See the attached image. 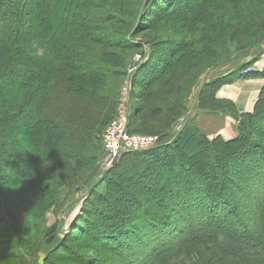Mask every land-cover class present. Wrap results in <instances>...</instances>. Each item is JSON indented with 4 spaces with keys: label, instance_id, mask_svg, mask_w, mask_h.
<instances>
[{
    "label": "trees",
    "instance_id": "trees-1",
    "mask_svg": "<svg viewBox=\"0 0 264 264\" xmlns=\"http://www.w3.org/2000/svg\"><path fill=\"white\" fill-rule=\"evenodd\" d=\"M207 1L149 4L161 8L156 19L198 29L206 21ZM253 1L248 4L255 9L263 5V0ZM112 13L105 0H0V151L6 152L0 154V179L25 193L28 188L39 191H31L29 198L39 208L24 221L9 203L10 190L0 184V259L35 258L39 251L41 246L32 248L24 223L35 231L29 220L44 213L39 199L50 185L45 171L76 169L103 157L101 135L116 109V89L106 102L111 113L90 90L126 74L131 56L100 52L97 46L138 48L110 28ZM263 41L264 32L258 33L214 65L236 54L241 59L251 50L256 54L238 63L237 70L203 83L202 111L239 118L234 103L217 92L240 77L264 78V71L243 73L260 56L256 47ZM149 43L134 83L142 100L153 106L149 117L164 118L168 126L157 132L158 145L123 152L109 170L116 179L124 174L134 190L124 197L110 192L86 200L71 234L91 240L89 251L59 241L44 264H56L57 258L73 264H264V87L254 111L237 120L234 138H210L195 120L176 132V122L190 108L186 95H176L184 79L192 78L191 89L209 73L184 72L179 61L191 48L206 49L207 44L194 38ZM171 79L168 95L153 89ZM134 111L130 128L143 107ZM16 138L26 139L20 148L26 153L15 151Z\"/></svg>",
    "mask_w": 264,
    "mask_h": 264
},
{
    "label": "rangeland",
    "instance_id": "rangeland-1",
    "mask_svg": "<svg viewBox=\"0 0 264 264\" xmlns=\"http://www.w3.org/2000/svg\"><path fill=\"white\" fill-rule=\"evenodd\" d=\"M105 1L114 13H112L114 15V22L110 23V28L116 31L119 39L122 37L128 38L130 42H136L134 45H137L138 48L121 50L110 46H97V49L100 52L105 50L121 51V53L125 55V58L129 55L131 56L129 63L127 61L128 64L125 67L126 74L113 77L109 82V86L96 87L90 90L95 93L93 98L100 101V104H103L106 103L108 99L109 101L112 99L114 95L113 89H116V109L113 111V115L109 116L110 118L108 122L105 121L106 125L101 135V142L103 144L102 148H104L103 136L106 130L119 117L123 99L127 100L129 103L130 115L135 112V106H140L141 108L143 107L142 113L135 114L132 128L128 126L130 133L154 137L157 139V143H159L160 135L157 134V132L167 128L168 126V121L164 118L157 122L154 118L149 117L148 111H150V108L152 109L153 106L150 107V105L146 104V101L142 100V97L139 95L140 89L136 87L134 83V75L139 73L138 70L140 69V63L143 61L145 53L149 52V42L164 44L169 41H181L194 38L200 39L207 44L206 49L191 48L185 57H181L178 64V68L187 73L190 72L192 74H200L205 70L209 71L208 75L206 73V75L203 74L199 80L195 82L194 87L191 89L189 87L192 82V78L190 77V79L188 77L189 79H184L183 84H185L183 88L181 87L182 90L176 94L181 95L182 93L183 95H186L187 105L191 108H189V110L176 122L177 129L175 130L180 131V129L188 122L194 120L197 121L199 118H202L203 115L215 114L202 111V109L198 106V98L203 83L216 76L226 75L234 70H237L238 63H241L242 61H246V63H248L250 60L255 58L256 54H254V51L251 50L241 59H235V57H237L236 54L233 57H230L227 61L228 63L226 62L218 67H215L214 65L223 62L225 58L230 56L233 50L240 48L246 41L257 36L258 33L264 32V0L262 3L263 5L256 9L248 4L251 2L255 3L253 0H209L203 7L206 12H204L206 21L202 23V25L198 26V29L193 28L194 30L188 29L181 24H177L178 22L174 24L172 22H168L167 20L156 19L157 14L161 13V8H151L152 6L149 4V0ZM256 48L259 51L260 56L250 67L243 71L244 74H248V71L249 73L251 71L258 73H262L264 71V41L258 44ZM160 54L163 56L167 54L165 52V48L162 50L160 49ZM243 78L247 80L262 79V88L264 87V78L262 76L249 75ZM174 82L175 79L163 81L153 89H156L157 92L160 93V96L168 95L170 87ZM260 93L261 91L253 98L250 96H244L242 99H238L237 104L235 101L231 100L234 103L235 112L239 118L243 116V114L252 113L254 111ZM175 97L176 96L173 95V98ZM251 102L252 107H249ZM246 104H249V106ZM225 105H227V103H225ZM214 106L219 107V105ZM107 107L108 104L106 103L105 110ZM106 111L111 113L110 109ZM233 117L236 118V116ZM239 118H236V120ZM210 128H213V125ZM23 139L16 138L17 142L15 151L18 153H21L22 150H20V148L24 146L23 143L26 141V139ZM0 148L2 147L0 146ZM22 153L26 152L22 151ZM0 154H4V156H6V152L4 150L0 151ZM40 162L41 160L36 163H39L40 165ZM113 162L106 163L103 158L100 157L96 162H94V164H88L76 169L69 167L67 169L45 171L44 175L47 179L46 181L50 185H48L43 192L41 190L42 196L39 199V201L42 202L41 210L44 211V213L38 217L37 221L35 219L29 220L33 223L34 227H37L35 231L31 230L29 225L30 223H24L26 232L28 233L27 238L32 248L36 249L40 246L41 247L37 254L34 255L35 258L26 257V259H0V264H44V260L50 250L53 249L59 241L63 240H65L69 246L75 248L76 251H89V244L92 243L91 240L83 238L79 232H77L75 237L74 234H71V224L75 221L78 215L82 213L86 200L94 197V195L105 196L110 192L118 197H124L126 192L135 189L134 184L124 179V174L120 177L117 176V179L113 175L109 174V170L116 166L113 165ZM113 179L115 181L114 188L111 186ZM0 184L3 188H8L10 190L8 193L10 201H8L20 219L25 221L26 214L29 211L30 213H34L33 211H36L39 208L37 206L39 202H35V199L31 200L32 198L29 199L31 191H38L37 188H28L25 193L20 187L9 185L8 180L4 181L0 179ZM35 222L38 223V226ZM51 237H54V239ZM54 262H56V264H73L69 260L64 261L59 258L54 260Z\"/></svg>",
    "mask_w": 264,
    "mask_h": 264
},
{
    "label": "crops",
    "instance_id": "crops-1",
    "mask_svg": "<svg viewBox=\"0 0 264 264\" xmlns=\"http://www.w3.org/2000/svg\"><path fill=\"white\" fill-rule=\"evenodd\" d=\"M262 86V79L247 80L239 78L232 84L222 86L218 92V97L235 101L237 104L238 99H242L244 96H250L252 98L256 97L261 91ZM246 105L249 106V104ZM249 107H252V102ZM196 123L209 137L212 138L221 135L225 139H231L237 135L238 121L233 116L227 114L215 113L213 115H203V117L199 118ZM212 125L213 128H210Z\"/></svg>",
    "mask_w": 264,
    "mask_h": 264
},
{
    "label": "built area",
    "instance_id": "built-area-1",
    "mask_svg": "<svg viewBox=\"0 0 264 264\" xmlns=\"http://www.w3.org/2000/svg\"><path fill=\"white\" fill-rule=\"evenodd\" d=\"M120 108L119 117L103 136L104 154L102 158L106 163H112L123 152L142 151L158 145V141L154 137L130 133L128 129L130 119L128 101L123 99Z\"/></svg>",
    "mask_w": 264,
    "mask_h": 264
},
{
    "label": "water",
    "instance_id": "water-1",
    "mask_svg": "<svg viewBox=\"0 0 264 264\" xmlns=\"http://www.w3.org/2000/svg\"><path fill=\"white\" fill-rule=\"evenodd\" d=\"M119 157H120V156H117V157L115 158V160H114V162H113V165H116V164L118 163V161H119Z\"/></svg>",
    "mask_w": 264,
    "mask_h": 264
}]
</instances>
